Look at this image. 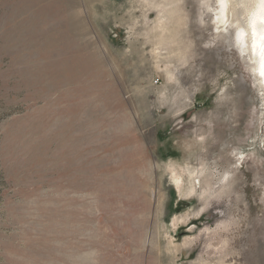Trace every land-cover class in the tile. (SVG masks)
Segmentation results:
<instances>
[{
	"label": "rangeland",
	"instance_id": "1",
	"mask_svg": "<svg viewBox=\"0 0 264 264\" xmlns=\"http://www.w3.org/2000/svg\"><path fill=\"white\" fill-rule=\"evenodd\" d=\"M214 5L0 0V264H264V89Z\"/></svg>",
	"mask_w": 264,
	"mask_h": 264
},
{
	"label": "bare ground",
	"instance_id": "2",
	"mask_svg": "<svg viewBox=\"0 0 264 264\" xmlns=\"http://www.w3.org/2000/svg\"><path fill=\"white\" fill-rule=\"evenodd\" d=\"M203 1L206 6V0ZM214 4L211 9L214 28L222 31L234 26L233 40L239 44L236 46L241 54L249 51L255 62L256 78L264 89V0H214ZM244 14L245 25L240 21V15Z\"/></svg>",
	"mask_w": 264,
	"mask_h": 264
}]
</instances>
